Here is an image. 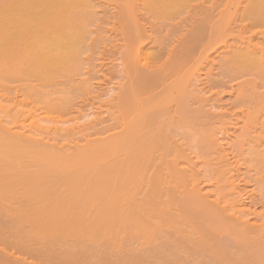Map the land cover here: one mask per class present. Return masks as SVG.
<instances>
[{
	"label": "bare ground",
	"instance_id": "bare-ground-1",
	"mask_svg": "<svg viewBox=\"0 0 264 264\" xmlns=\"http://www.w3.org/2000/svg\"><path fill=\"white\" fill-rule=\"evenodd\" d=\"M92 34L104 50L120 59L117 63L112 60L110 66L120 80L110 87L115 92L104 106L99 103L87 112L82 101L77 103L79 96L76 101L74 98L93 90L89 80L95 71L90 59L93 53L85 54L89 47L86 41ZM146 48L164 60L147 66L140 61ZM194 56L201 65L189 64ZM27 73L44 87L39 89L43 98H34L43 103L44 119L93 116L71 126H46L37 120V108H29L31 113L36 111L37 118L29 125L31 128L22 133L13 130L15 125L9 126L5 116L13 111L20 118L24 112L15 97L17 92L11 97L14 102H10L8 96L3 97L10 91L3 90L38 89L23 84ZM97 89L99 94L110 90ZM232 119H249L253 125L249 127L248 121L241 120L239 138L248 143L251 134H256V138L252 136L254 141L260 139L257 127L264 129V125L258 126L264 119V0H0V205L5 207L0 206V243H10L22 251L36 248L34 252L44 254L48 264H257L256 256L264 248L258 246L259 239L254 235L261 227H253L254 221L250 224L246 217L240 224L237 217L240 228H234L242 240L235 236L232 241L237 238L246 241L243 243L254 242L251 250L241 242L248 249L241 252L239 241L233 243L231 234L227 235L232 232L225 233L227 227L235 226L224 223L229 212L222 211V207L218 210L221 214L211 211L214 205H208L209 192L203 187L215 181L213 178L218 179L221 168L222 172L228 168L221 167L226 153L220 141L236 135L233 124L229 130L233 136L226 133L223 137ZM209 121L214 123L210 122L212 126L222 125L218 124L222 127L220 141L217 127L210 128ZM223 122L228 129H223ZM51 129L54 139L72 137L75 148L67 152L48 142ZM226 140L234 142L224 140L232 150L239 146L232 139ZM252 141L250 150L264 159V147L260 149L264 141L261 146L256 141L257 145H251ZM230 147L226 149L229 153L233 152ZM256 154H250V159ZM256 156L252 162H261L258 165L264 167V160L259 162ZM211 160H217L216 174ZM207 166L212 168L208 170L213 178L205 171ZM260 166L255 167L258 172ZM228 170L223 177L220 171L222 180L229 181L232 171ZM206 172L209 179L203 183L200 175L205 177ZM259 177L254 176L255 180ZM222 180L216 181L225 184ZM218 183L215 185H221L217 187L221 189L223 185ZM200 184L205 189L202 193H208L207 199L201 189L199 194ZM229 190L223 192L224 199L229 197ZM237 191L230 196L235 204L241 201L234 200ZM217 206L213 208L217 210ZM212 213L223 218L216 216L227 226L225 229L223 225L222 235L227 245L216 241L220 229H213L215 233L220 230L214 233L217 238L211 233L207 222ZM205 224L211 232H204ZM251 228L257 229L256 234L250 233L256 241L249 235ZM23 230H31L36 236L32 232L26 235V231L23 235ZM37 232L47 237H38ZM67 237L72 244L78 240L75 247L80 248L79 254L86 241L101 240L102 248L97 251L104 249V257L95 260L96 249L78 255L77 247L68 244ZM234 244L239 252L231 248ZM7 252L0 255L12 261ZM16 252L11 258L18 261L20 252Z\"/></svg>",
	"mask_w": 264,
	"mask_h": 264
},
{
	"label": "rangeland",
	"instance_id": "rangeland-1",
	"mask_svg": "<svg viewBox=\"0 0 264 264\" xmlns=\"http://www.w3.org/2000/svg\"><path fill=\"white\" fill-rule=\"evenodd\" d=\"M82 17V16H81ZM96 18H97V16H96ZM98 19V18H97ZM96 19V20H97ZM87 20H89V19H87ZM94 20H95V18H94ZM150 20H151V18H150ZM86 22V21H85ZM91 23H93L92 22V20H91ZM95 23V22H94ZM94 36V34H92V37H89L88 38V40L86 41V43L89 45V47H88V49L86 50V52H85V54H88L89 53V55H90V52H91V54H92V56H91V61H92V64L95 66V71L93 72V74L90 76V78H89V80L91 81V84L93 85V90L92 91H90V92H88V93H86V92H84V93H82V95H76V97L74 98V100L76 101L77 100V96H79V98H80V100H79V98H78V100H77V103H81V101H82V103H83V105H84V108H85V110L87 111V112H90L92 109H94L93 107H95L96 105H98L99 103L102 105V106H104L105 104H106V101L111 97V95H113L114 94V92L115 91H113V90H111L112 88H114V86H116L115 84H116V81L118 82L119 80H118V76H116L117 74H115V73H117V72H115V70H113L110 66L112 65L111 64V61L113 60H115V63H117V62H120V59L118 58V59H116V57H114V56H112L111 54H110V52H108L107 50H104L103 49V47H102V44L101 43H99V40H98V37H93ZM147 50H146V53L144 54V56H143V58H141V62H143L144 63V61L146 62L145 64L147 65V63H157V62H160L161 60H164V57L162 58V59H160V58H158V57H156V55L155 54H153L152 53V49L151 48H146ZM164 55V54H163ZM162 55V56H163ZM166 55V54H165ZM161 56V57H162ZM166 58L168 57L167 55L165 56ZM197 57V56H196ZM113 58H115V59H113ZM165 58V59H166ZM195 56L194 57H192V59H190V65H191V63L192 64H195L194 66H197V65H199L201 62V60L199 61V59H196V61H195ZM89 59V60H90ZM89 60H87L86 59V61H89ZM113 61H112V63H113ZM192 61V62H191ZM140 62V63H141ZM114 63V64H115ZM143 63H141L142 65H145V64H143ZM198 63V64H197ZM197 64V65H196ZM202 64V63H201ZM200 64V65H201ZM149 65H151V64H149ZM148 66V65H147ZM201 69V68H200ZM199 70V69H198ZM113 71V72H112ZM115 72V73H114ZM26 75V74H25ZM86 75H88V73H85L84 74V76H86ZM29 75H28V73H27V78H26V76H24L26 79H24L23 78V84H27L28 83V86H31L32 87V84H33V86H35V87H38V89H36V88H34V89H36L37 91L36 92H34L35 90L33 89V87L31 88V89H29V88H24V87H22V88H19V89H23V90H19V89H14L13 88V90H14V92H12L11 93V91H13V90H11V89H9V90H3V91H10V93L9 94H7V95H5L4 93H6V92H2L4 95H3V97L5 98V97H9V98H7V99H9L8 101H10V102H14V100H15V98H11V97H14L13 96V94L14 93H16V95H15V97L19 100V103H20V108H22L23 109V112L24 113H22V116L19 118V117H16L14 114H13V111H11L10 113H8L6 116H5V120H8L9 122H7V123H10V125L9 126H13V125H15V126H13V127H11V128H16V129H13V130H18L17 132L18 133H22V132H24V131H22V130H25V129H30L31 127H29V125L31 124V122H33V120H35V119H37L35 116H34V113L37 111V113H39V117H38V121L40 122V123H42L43 125H51V124H57V125H60V126H71V125H75L76 123H82V122H86L87 120H89L93 115H89L88 117H82V118H80V119H72L73 117H70L69 119H64V118H66V117H61L62 119H44L45 118V109L43 108V103H42V101H37V100H35L34 98H38L39 96L41 97V98H43V94L41 93V91L39 90V89H43L42 88V85L41 84H39V81H37L38 79H35V77H28ZM203 77V76H202ZM30 78V79H29ZM120 78V77H119ZM35 79V80H34ZM31 83V84H30ZM198 82H196V84H197ZM25 86V85H24ZM97 86H99V87H101V88H103V89H106V90H108V89H110V87H111V89L109 90V91H107L106 93H104V94H99V92H98V89H97ZM27 87V86H26ZM47 87V86H46ZM17 90H19V91H17ZM45 90V89H44ZM39 91V92H38ZM8 93V92H7ZM113 93V94H112ZM33 94V95H32ZM42 94V95H41ZM17 96H19V97H17ZM34 96H36V97H34ZM226 96V95H225ZM228 96V95H227ZM226 96V97H227ZM40 97L38 98V99H40ZM225 97V98H226ZM82 98V99H81ZM43 100V99H42ZM31 102H33V104L34 105H32V103ZM26 103V104H25ZM38 103H40V105H36V104H38ZM79 103V104H80ZM81 103V104H82ZM36 105V106H35ZM33 106H35V108L33 107ZM93 106V107H92ZM29 108H32V109H36V111H34L33 113H31V112H29L28 111V109ZM36 114V113H35ZM70 115H68V117H69ZM89 118V119H88ZM214 120V119H213ZM212 119H211V121H213ZM215 120H218V119H215ZM219 120H221V119H219ZM230 120V119H229ZM228 119H227V121H229ZM233 120V121H232ZM230 122H232L231 124H229L227 121H224V122H227L228 124H229V126L230 125H233L234 124V129H233V131H234V133L237 135H234V136H236V138L237 139H240V140H242L243 139V137L241 136V138H239V130H237V129H239L240 127L239 126H241V120H244V122L245 121H248V124H250V125H248L247 124V126H249V127H252L253 125H252V123H250V121H249V119H240V121H238V119H232ZM211 121H209V123L211 122ZM223 121V120H222ZM235 121H238L237 123L235 122ZM214 123H216V122H220V121H213ZM213 122H211L212 124H214ZM223 122V124H224V127H223V129L225 130V129H228V127L227 128H225L226 127V123H224ZM236 124H235V123ZM243 122V123H244ZM5 123V122H4ZM210 123V124H211ZM220 123H222V122H220ZM242 123V125H244ZM247 123V122H246ZM258 123H259V121H258ZM209 124V126H210V128H212V127H217L216 129H218V131L217 130H215L214 128V131L213 132H215L216 133V131H217V133H219L220 135H217L218 136V140L220 141L221 140V138L219 137V136H222L221 134V128L222 127H220V126H222V125H220L219 123V125L218 124H216V126H212V124L210 125ZM228 124H227V126H228ZM6 125V124H5ZM8 125H6V126H8ZM260 125H264V119H261V123H259L258 124V126H260ZM212 126V127H211ZM236 126L238 127V128H236ZM246 126V125H245ZM232 126H230V129H228V131L226 130V132H224L223 131V133H224V135H223V137L225 136V134L226 133H228V134H226V135H231V134H229V130L230 131H232L231 129L233 128ZM256 127H257V125H256ZM236 128V129H235ZM257 128H259V129H257V130H259V131H257V133H260V135L262 136V138L264 137V129H262L261 127H257ZM222 129V130H223ZM253 129V128H252ZM262 129V130H261ZM235 130H237V131H235ZM256 131H255V133H256ZM262 131V132H261ZM237 132H238V134H237ZM231 133H233V132H231ZM254 133V134H255ZM54 132L52 131V129H51V131L48 133V142H51V143H53L57 148H61V149H63V150H66L67 152H70V151H72L74 148H75V146L73 145V143H72V140H74L72 137H67V138H61L60 139V137L58 136L57 137V139H54L53 138V136H54ZM252 136H254L253 134H251ZM231 136H233V135H231ZM230 136V137H231ZM234 136H233V138L231 137V138H225V139H223V140H221L220 142H221V146H222V143H226L225 141H228V140H226V139H232L233 141H235L236 142V146H238L236 149L235 148H233V150L231 149L232 147H230L231 146V144H233L234 142H230V140L228 141L229 143H231V144H223V147H222V149H223V153L225 152L226 154H227V148H229L230 147V149H231V151H233V152H231V153H233V155H231V153H229L228 152V155H226V154H223V161H224V163L223 164H225V165H222V163H221V161L219 162H217V164L219 163V165L221 166V167H225V166H228V168H226V169H224V171L223 172H225V171H227L228 169H231V170H228L229 172L230 171H232V175H230L228 172V174L231 176V178H230V176L228 175V179H229V181L226 179V180H222V177H223V175L222 174H224L223 172H222V168L219 166V169H220V171L222 172L221 173V175H222V177L220 178V171L218 172L219 173V175H217L216 177L218 178V179H215V178H213V177H211V175L213 176V173L212 172H214L215 171V174H216V168H217V171H218V167L216 166V164H214L217 160H215V162L213 161V160H211V165L213 164L214 165V167H212V168H214L213 169V171L211 172V171H209L208 170V168H210L209 166H210V160H208V163H209V166H207V169L205 170V168L203 169V170H205V171H208V173H209V175H210V172L212 173L211 175H210V177L211 178H213L215 181L216 180H222V181H226L225 182V184L226 185H229V187H230V183H231V186H232V188L230 187V190H229V187L228 186H226L225 184H222V183H218L219 181H216V183H218V184H222L223 186L222 187H224V188H222L221 187V189L220 188H217L218 186L220 187L221 185H218L217 187H216V183H215V181H209V182H206V183H204L207 179H209V178H207L206 177V174H207V172L204 174L205 175V177L203 176V175H200L201 176V178H202V182L204 183V184H206V185H204L203 184V187H205V189H207L206 191H205V189L202 187V182L200 181V185H201V187H199V194H201L202 193V189L205 191V192H209V195H208V193L207 194H205V192H204V194L202 193L201 195H204L205 196V199H207L208 198V196L211 198L212 196V198L210 199V198H208L207 199V201L209 202V204H208V202L205 200L204 202H205V204H208V205H214V206H217L216 204H220V205H222V206H220L219 204V206H217L216 208H217V210L216 209H214L213 207L214 206H212L211 208H212V210L211 211H213V210H215L214 211V213H216V212H218V210L220 209V211H221V209L223 208H225L224 210L222 209V211H224L225 212V210L227 211V212H229V213H224L225 214V216L222 214V217L224 216V220L226 221V219H227V217L229 218L228 219V221L227 222H225L224 221V223L225 224H227V223H229V222H231V223H229L230 224V226L229 227H232L231 225H235V226H233V229L235 230V232H234V234H233V229L232 228H228L227 226H225L224 225V223H223V221H221V219L223 220V218H221V217H219L218 215H216V214H218V213H220L221 214V212L219 211L218 213H216V214H214V213H212V214H214V216L212 215V218H215V219H212V218H210V219H212L213 220V222H212V220H208V218H207V220H208V225H209V222H210V229H211V227H212V232L210 231V229L209 228H207V225L205 224L204 225V232L206 233V229L208 230L209 229V231L212 233V235L216 232H214L213 231V229L214 230H216V229H220L222 232H220V230L217 232L218 234H219V232L221 233V235L219 234V235H217L219 238H217L216 237V235L215 234H217V233H215L214 235H215V237L217 238L216 239V241L217 240H221V241H224L223 239V236H224V234L226 233L227 234V231L228 232H232V233H228L227 235H230L231 236V241H232V237H237V238H239L240 240H242L241 239V237H239L240 235H239V233H237L236 234V232H238V230L236 231V229H238V227L240 228V226H238L237 224V220H238V222H240V224L243 222V221H246V219H247V222H249L250 224H253L254 223V225H253V227H255V228H259V227H261V229L260 230H258L257 232H258V234H260V236L258 235V234H256L257 232H256V230L257 229H255V231H252V229L253 228H251V230L249 231V235H252V234H256V235H254L255 237L257 236V239H259L257 242H258V246L260 247V248H262L261 246L263 245V248H264V239H262V238H264L263 236H264V183H262L263 181H264V167H261L260 165H258V164H260L261 162H260V160H261V155L259 156V154L257 153H254L252 150H250L251 149V146L249 147V145H250V143H249V141L251 142L252 140V144L251 145H254L255 146V144H256V142H257V144H259L260 146L261 145H263L264 144V138L261 140V136L260 137H258V138H260L259 140H255L254 141V138H256L255 136H256V134H255V136H254V138H252V136H251V139H247V140H249L248 141V143H247V141H245L244 139L242 140V141H240V142H237L238 140L236 139V138H234ZM257 136H259L258 134H257ZM220 138V139H219ZM250 138V137H249ZM236 139V140H235ZM225 140V141H224ZM261 140V141H260ZM222 141H224V142H222ZM260 141V142H259ZM227 142V143H228ZM245 142H246V144H245ZM255 142V143H254ZM262 142H263V144H262ZM240 143V144H239ZM244 143V144H243ZM256 144V145H257ZM245 145H246V147H245ZM247 145H248V147H247ZM226 148H225V147ZM233 146V145H232ZM234 146H235V144H234ZM233 146V147H234ZM235 146V147H236ZM240 147H241V149H240ZM244 147V148H243ZM264 146H261L260 147V149L262 150V148H263ZM246 148V149H245ZM229 149V150H230ZM234 149H235V151H234ZM241 150V152H239ZM248 150L250 151V154H256V155H258L259 156V158H258V160H259V162L260 163H258V164H256L258 161H256V162H252V160L253 159H256L255 157H257L256 155H252L251 157H254L252 160L250 159V154H249V156H247L248 155ZM227 151V152H226ZM238 151V152H237ZM245 153H244V152ZM235 152V153H234ZM248 152V153H247ZM262 153H263V151H261ZM236 153H240V154H236ZM224 155H226V157H224ZM262 156H264V154H262ZM228 157V158H227ZM232 157L234 158V159H232ZM247 159V163L249 164V165H247V163L245 164V158ZM249 157V158H248ZM211 158H212V155H211ZM225 158V159H224ZM228 160H227V159ZM222 159V158H221ZM235 159H237V160H235ZM244 159V160H243ZM249 159V160H248ZM243 160V161H242ZM262 160H264L263 159V157H262ZM261 160V161H262ZM222 161V162H223ZM228 161H230V163L228 162ZM250 162H251V164L253 163V164H256V165H254L255 167H257V166H260L261 167V171L259 170V172H258V170H257V168H255V167H253L251 164H250ZM231 163H232V165H231ZM235 163V164H234ZM227 164V165H226ZM203 165V164H202ZM206 165H208V164H206ZM264 165V164H263ZM246 166V167H245ZM251 166V167H253V169L251 170V167L249 168V167ZM198 167H200V166H198ZM230 167V168H229ZM232 167V168H231ZM248 167V168H247ZM212 168H210L211 170H212ZM240 168V169H239ZM243 168H244V172H243ZM245 168H247V169H245ZM202 169V166H201V168H200V170ZM236 169V170H235ZM239 169V170H238ZM242 169V170H241ZM250 171H249V170ZM202 170V173L204 172ZM255 170H257V171H255ZM263 170V171H262ZM240 171V172H239ZM248 171V172H247ZM252 171V172H251ZM234 172V173H233ZM253 172H254V176L256 175V176H261L262 177V182H261V177H259V178H257L256 180H255V178H254V176H251V175H253ZM201 173V174H202ZM226 173V172H225ZM231 173V172H230ZM235 173L237 174V176H235ZM251 173V174H250ZM258 174V175H257ZM209 175H207V176H209ZM227 174H225L224 175V178L225 177H227L226 176ZM239 175H242L241 177L239 176ZM219 176V177H218ZM238 176H239V178H238ZM206 178V179H204V178ZM243 177V178H242ZM249 179H247V178ZM223 178V179H224ZM238 178V179H237ZM242 178V179H241ZM230 179H231V181H230ZM251 179H253L252 181H251ZM260 179V180H259ZM211 180V179H210ZM233 180V181H232ZM245 180V181H244ZM255 180V181H254ZM240 181H242V182H240ZM254 181V182H253ZM210 182H212V184L211 185H207L208 183L210 184ZM223 182V183H224ZM230 182V183H229ZM259 182H261V183H259ZM229 183V184H228ZM245 183V184H244ZM216 184V185H215ZM234 184V185H233ZM236 184H237V186H236ZM212 186V187H211ZM226 186V187H225ZM236 186V187H235ZM241 186V187H240ZM215 187V188H214ZM233 187H234V189H233ZM239 188H240V190H239ZM200 189H201V193H200ZM216 189V190H215ZM221 191H219V190ZM222 189H223V191H222ZM226 189H228L229 190V195L226 193V196H229V197H226V199H224L225 198V196H224V194L225 193H223ZM236 189V190H235ZM241 189H242V191H241ZM209 190H211V194H213L214 193V195H212L211 196V194H210V191ZM214 190V191H213ZM217 190H218V192H217ZM238 190V191H237ZM215 191L217 192V193H215ZM235 191H237V197L234 199V200H237V201H240L239 199H241V201L240 202H237L238 203V205H237V203L235 204V202H231L233 199L230 197L231 195H232V197L234 196V192ZM219 193V194H218ZM222 193H223V195H222ZM239 193L241 194V195H239ZM216 194H218V196L216 195ZM221 194V195H220ZM208 195V196H207ZM204 196H200L201 198L202 197H204ZM216 196V197H215ZM238 196H240V197H238ZM242 196V197H241ZM218 197V198H217ZM223 197V198H222ZM215 198H216V200H215ZM220 198H222V199H220ZM230 198V199H229ZM239 198V199H238ZM254 198V199H253ZM218 199V200H217ZM229 199V200H228ZM244 201H243V200ZM202 200H204V199H202ZM216 203V204H214V202ZM220 200V201H219ZM253 200V201H252ZM230 201V203H226V202H229ZM246 201V202H245ZM250 201V202H249ZM1 202V201H0ZM2 202H4V201H2ZM218 202V203H217ZM226 203V204H224V203ZM248 202V203H247ZM211 203V204H210ZM233 203V204H232ZM4 204H6V202H4ZM230 204H232V207L231 206H229V207H231V208H233V207H235L236 205V209H234V210H231V208H228V205H230ZM8 204H6L5 206H7ZM223 205H225V206H223ZM233 205H235V206H233ZM0 206H2V208H5L4 207V205H0ZM8 206H10V205H8ZM249 207V208H247V207ZM222 207V208H221ZM1 208V209H2ZM227 208H228V210H227ZM0 209V210H1ZM209 210H210V208H209ZM235 210H238L237 212L239 213V215L237 214V212L235 211ZM248 210L250 211L249 213H248ZM236 212V213H235ZM234 213V214H233ZM247 213H248V215H249V217L247 216ZM253 213V214H252ZM219 214V215H220ZM227 214H228V216H227ZM250 214L252 215V216H250ZM238 215V216H237ZM256 215V216H255ZM219 217V218H221V219H219V218H217V217ZM221 216V215H220ZM227 216V217H226ZM261 216V217H260ZM237 217H238V219H237ZM240 217V218H239ZM245 217H246V219H245ZM253 217V218H252ZM256 217V218H255ZM262 218V219H261ZM217 219H219V221L217 220ZM237 219V220H236ZM243 219H245V220H243ZM0 220H3V218L2 219H0ZM206 220V221H207ZM214 220H216V221H218V222H220V224H221V222H222V224L220 225V224H218V222H215ZM242 221V222H241ZM252 221H254L253 223H252ZM206 223V222H205ZM212 223H214V224H212ZM219 225H217V224ZM236 223V224H235ZM246 222H244L242 225L243 226H245L246 224H245ZM248 223V225H249V227H247L246 229L247 230H249V228H250V224ZM256 223H257V225H256ZM262 223V224H261ZM216 224V225H215ZM229 224H227V225H229ZM239 224V225H240ZM212 225H215V226H212ZM225 227H224V226ZM247 225V226H248ZM222 226V228H220ZM252 226V225H251ZM218 227V228H217ZM226 229V227H227V229H226V232H225V230H224V232L225 233H223V229L224 228ZM236 229H235V228ZM263 227V228H262ZM25 228H27V227H25ZM42 229V228H41ZM40 230V229H39ZM254 230V229H253ZM25 231L27 232V230H23V232H22V234L24 235L25 234ZM53 231V230H52ZM208 231V232H209ZM260 231V232H259ZM32 231L30 230L29 232H27V233H30V234H27L26 233V235H31L32 233H34V232H32ZM252 232V234H250ZM254 232H256V233H254ZM262 232H263V234H262ZM56 233V232H55ZM54 233V234H55ZM58 233V232H57ZM56 233V236H58L59 234H57ZM210 233V234H211ZM223 233V234H222ZM35 234V233H34ZM41 234V233H40ZM51 234V233H50ZM236 234V235H235ZM262 234V235H261ZM22 235V236H23ZM33 235V234H32ZM208 235H209V233H208ZM223 235V236H222ZM237 235H239V236H237ZM21 236V235H20ZM21 236V237H22ZM35 236H36V234H35ZM37 236L38 237H41L40 235H39V232H37ZM55 236V237H56ZM61 236V235H60ZM59 236V237H60ZM226 236V235H225ZM253 236V235H252ZM253 236V237H254ZM258 236H259V238H258ZM38 237H36V238H38ZM44 237H47V236H43V237H41V238H44ZM52 237H54V236H52ZM54 237V238H55ZM206 237H208L207 236V234H206ZM209 237L210 238H212V241H213V236L211 237L210 235H209ZM220 237H222L221 239H220ZM227 237V236H226ZM254 237V238H255ZM261 237V238H260ZM1 238V237H0ZM23 238H25L26 240L28 239L26 236H24ZM32 238V237H31ZM35 238V237H34ZM57 238V237H56ZM55 238V239H56ZM62 238V237H61ZM68 238H70V237H67V242L68 241H70L71 242V239H68ZM209 238V239H210ZM237 238H234L235 240H233L232 242L234 243H236V242H238L239 240L237 239ZM252 238V237H251ZM58 239V238H57ZM72 239H74V238H72ZM77 238H75L74 240H76ZM226 239V238H225ZM237 239V240H236ZM256 238L254 239L255 241L257 240ZM260 239H262V241L260 240ZM0 240H3V239H0ZM30 240V239H29ZM37 240H40V239H37ZM46 240H47V238H46ZM87 240V239H86ZM215 240V239H214ZM31 241V240H30ZM33 241V240H32ZM49 240H47L46 242H48ZM77 241L78 240H76V242L74 241H72L74 244H72V243H70V242H68V244H72V246H74L75 247V244L77 243ZM103 241V240H102ZM220 241V242H221ZM230 241V240H229ZM230 241V242H231ZM260 241L262 242V243H260ZM3 242V241H2ZM42 242V241H41ZM44 242V241H43ZM87 243H85V242H83V243H85V245L84 244H82L83 245V247L81 246V248H82V251L86 254V252H88L89 250H91V249H96V254L95 255H93V257L95 258V260H97V258H99V256H102V257H104L102 254V252H104L103 250L104 249H102V251H97V249L98 248H102V243H101V240H99L98 242H93L92 243V241L90 240V242L89 241H86ZM215 242V241H214ZM218 242V241H217ZM225 242V241H224ZM242 242V241H241ZM240 241L238 242L239 244H240V246H239V248H240V250H241V252H242V250H248L247 248H249V250H251L253 247H254V242L253 241H250V242H247V243H243V242H246V241H243L242 243L243 244H246V246H247V248H245L246 246H243V244L241 243ZM256 242V243H257ZM92 243V244H91ZM104 243H106V242H104ZM226 243V245H227V242H225ZM232 243V244H233ZM238 243H236V244H238ZM248 243H250V244H248ZM221 244H223V242L221 243ZM229 244H231V243H229ZM248 244V245H247ZM105 245V244H104ZM224 245V244H223ZM242 245V246H241ZM13 246L14 245H11L10 243L7 245V243H5V245L3 244V243H0V248H2V247H4V249H3V251H2V253H4V251H9V252H7V253H9L10 255H8V256H10V257H8V258H10V259H12V261H8V260H6V259H3V256L5 257V254H3V255H0V264H48V261H47V259H46V257L44 256V254L43 255H41V253L40 252H38L37 250V252L35 251L34 252V249H36V248H34V249H27L26 251H25V249L22 251V249L21 248H19L18 249V247H16V246H14V248L16 247V250H18L19 252H16V250H14V248H13ZM233 246H236L237 247V245H232L231 246V248H233ZM250 246L252 247V248H250ZM76 247H77V245H76ZM75 247V248H76ZM90 247V248H89ZM105 247V246H104ZM110 248L112 247V245L111 246H109ZM108 247V249L110 250V248ZM114 247V246H113ZM230 247V246H229ZM79 247H77V249H76V253H77V250L79 251V252H81V250H79L78 249ZM87 248H89V249H87ZM241 248H243V249H241ZM113 249V248H112ZM234 249V251H235V253L238 251L239 252V249L238 248H236V249H238V250H235V247L233 248ZM12 250V251H11ZM13 250L16 252V254L17 253H19V255L18 256H16V258H18L17 260L18 261H16V259L14 260L13 258H11V257H15V255H13L12 256V254L13 253H15V252H13ZM30 250H32V251H30ZM86 250V251H85ZM40 251V250H39ZM112 251V250H111ZM263 251H264V249L262 250L261 249V251H260V254H259V256L257 257L256 256V260H257V264H258V262L259 261H261L260 263H262V261H264V260H262V259H264V253H263ZM0 252H1V250H0ZM74 252V253H75ZM83 252H82V254H83ZM98 252H100V253H98ZM113 252V251H112ZM111 252V253H112ZM2 253H0V254H2ZM78 255H80L79 253H77ZM77 254H75L74 255V258H76V255ZM82 254L80 255V256H82ZM84 254V255H85ZM20 255H21V258H22V260L21 259H19L20 258ZM41 255V256H40ZM262 255V256H261ZM2 256V257H1ZM77 257H79V256H77ZM101 257V258H102ZM258 258H262V259H258ZM9 259V260H10ZM101 260V259H100ZM103 260V259H102ZM16 263H15V262ZM94 261V260H93ZM255 262H251V264H254ZM244 264V263H243ZM249 264H250V262H249ZM263 264V263H262Z\"/></svg>",
	"mask_w": 264,
	"mask_h": 264
}]
</instances>
